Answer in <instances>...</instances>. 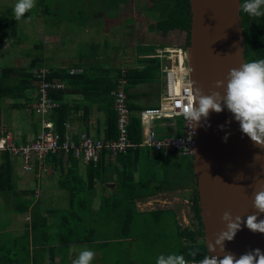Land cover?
I'll list each match as a JSON object with an SVG mask.
<instances>
[{"label": "crops", "instance_id": "1", "mask_svg": "<svg viewBox=\"0 0 264 264\" xmlns=\"http://www.w3.org/2000/svg\"><path fill=\"white\" fill-rule=\"evenodd\" d=\"M109 5L111 7L116 6L112 3L107 4V6ZM88 13L89 18L87 21L78 20L73 24L77 23L82 29L81 25H84L85 28L89 21H95L92 16L93 12L90 11ZM57 20L59 21L60 19L58 18ZM150 28L160 35L159 38L156 41L144 40L143 44L148 45L136 48L138 54L137 64L129 65V68L141 66V63L138 62V58L142 55L139 52L141 48H146L150 51L153 48L149 45H153L157 40L164 39L169 35V31L166 34L156 27ZM151 31L149 30L148 32ZM86 42L95 44L91 39L84 40L74 46L72 51L74 53H68L67 55H64L65 47L63 49L58 48L57 52H60L62 57H68L69 61L66 63L63 60L60 61L62 57L58 54L57 60L52 61L49 65H44V67H39L47 68V70L62 68L74 74L84 72L91 76L105 75L101 73L102 69L105 68H102V65L94 67L91 66L90 63L92 62H90L87 63L88 68H83L84 63H79L80 59L86 58L80 57L79 54V49ZM106 42H108L109 47L113 44L112 42L104 41L98 46H102ZM153 51L157 52V54L162 53L155 49ZM152 53L147 55H154V52ZM161 57L164 58L163 63L166 65L169 60L163 56ZM80 67L83 70L80 71ZM34 70L33 80H31L32 78L21 79L32 87L30 97L35 99L31 100L30 106H13L14 103L24 104L26 100L30 99L5 97L0 100V125L3 127L0 131V137L6 132H11L20 143H28L36 137L40 127V116L35 113L39 94L37 93L35 81L37 68ZM115 74V72L111 73L113 76ZM53 79L59 80V78ZM126 83L123 89L134 116L138 115L140 109L159 106L162 93H164L162 71L156 80L131 83L127 91L125 88ZM66 87L67 85L65 84L63 89H66ZM82 87L77 85L74 92L67 87L68 91H65L62 101H58L60 106L63 105L67 112L66 122L70 123L72 129L78 133L86 132L94 137L108 140L105 139L104 135L107 115L106 108H104L105 105L102 106L103 101L98 95L92 93L84 94L81 90ZM114 90L111 91V95ZM112 98L110 97L108 101H112ZM6 99H11L13 102L9 103V106H5ZM7 107L15 111L12 113L16 124L14 128L6 122V117L8 118L11 113V110ZM25 113L30 118L28 117V121L22 124V119L26 116ZM155 122L158 123L160 132L161 130L163 132L160 135H177L173 134L177 133L176 120L159 118L158 120L155 119ZM183 126L184 124L181 126V132H183ZM145 127L146 124L144 130ZM169 128H171V134L166 132ZM144 130L143 133L145 132ZM140 146L147 147L144 145ZM143 152L144 157H148L149 154L153 159L148 157L145 160L119 161L116 157L110 158L105 151L101 157L104 159L92 165V163H83L72 153L62 155L47 154L42 162H39L34 157L30 161L29 169L24 168V162L21 157H12L8 153H3L0 162L3 161L5 154H8L10 159L11 182L14 186L12 190L20 191L21 199L31 200L32 202L29 209L22 213L15 211V204L13 205L12 203H10L12 207L4 209L5 212H8H6V217L0 216L4 221V225L0 228V245L2 247H15L18 243H22L19 239L22 240L23 235L28 231L27 243L30 251L32 255L34 252L40 259H43L41 264H71L78 253L85 248L96 253L92 264H135L134 259L132 260V255L134 249L139 247L141 243L139 240L142 237L139 233L140 231L149 230L151 234L152 224L159 225L163 218L172 217L171 222L176 235L177 224L179 226L182 224L183 207L192 208L194 211L193 216L196 215L194 209L196 179L192 154L176 153L172 155L171 159H167L168 157L157 159V153L153 149H143ZM181 159L185 160L182 161ZM182 162L185 164L177 168V164ZM91 165L99 169L98 171H93L96 172L93 175L94 177H90ZM187 165L189 166L187 180L181 183L177 176L179 172L177 170ZM14 182L16 184H13ZM188 192H190L189 195ZM0 200H4L1 194ZM15 216L20 217L21 220L24 219L26 222L24 227L18 226ZM60 216H63V218ZM71 216L73 218L69 219ZM52 217H56L57 221L51 222L50 219ZM34 219L39 223L43 222L45 226L51 228L48 235L51 243H47L45 246L35 244V238L38 234L37 229L33 227ZM9 224L10 228L7 229L6 226ZM179 229L181 230V227ZM56 232L70 235L67 236V238L70 237V240L62 239L63 241H60L56 239L58 237ZM156 237L157 233L153 236V240H156ZM42 247H46L44 248L45 250L39 251ZM31 264H35V262Z\"/></svg>", "mask_w": 264, "mask_h": 264}, {"label": "water", "instance_id": "2", "mask_svg": "<svg viewBox=\"0 0 264 264\" xmlns=\"http://www.w3.org/2000/svg\"><path fill=\"white\" fill-rule=\"evenodd\" d=\"M189 4L190 36L185 56L190 82L195 81L205 94L213 90L224 94V89L214 88L215 83L247 62L240 0H189ZM194 138L193 169L207 253L208 243H214L227 228L222 220L225 211L245 222L234 240L225 241V250L237 258L252 249L264 251V234L253 233L246 226L248 215L264 220V213L253 207V192L264 189V148L240 131L227 108L219 114L212 112L208 121L195 129Z\"/></svg>", "mask_w": 264, "mask_h": 264}, {"label": "rangeland", "instance_id": "3", "mask_svg": "<svg viewBox=\"0 0 264 264\" xmlns=\"http://www.w3.org/2000/svg\"><path fill=\"white\" fill-rule=\"evenodd\" d=\"M39 1L36 0V7L30 13H27L25 18L17 22L14 20L13 14V7L17 0H0V16L8 17L0 25V63L2 64H0V69L6 64L28 67L35 57L39 58L38 64L44 67V65H49L52 61L57 60L58 54L62 57L61 53L57 52L58 48L63 49L65 47L64 55L68 53L72 54L74 53L72 52L74 46L89 39L97 45L102 44L104 41L112 42L113 44L109 47V51L104 56H100L99 60L106 63L110 61V64L128 69L129 65L133 66L137 64L138 54L136 48L146 47L148 44H143L144 40L156 41L160 36L154 29L150 28L154 27L156 21L160 18L158 11L150 9L153 3L152 0H89L90 2L87 4H85L86 0H46L45 2L49 5V8H54L55 12L57 7L60 8L61 12L57 11V14L52 12L45 13ZM82 3L87 8V13L93 12L92 16L95 18V21H89L85 28L84 25H81L83 28L80 29L77 23H69L64 17L69 16L71 19L77 17V9L82 7ZM107 3H117V7L107 6ZM28 16H31V20L27 19ZM50 17L59 18L60 20L56 24L50 21ZM11 24H14V30L11 28ZM149 30L152 31L148 32ZM164 33L167 34V32ZM168 34L164 39H159L149 46L153 50H158L159 53L163 52V57L169 54L165 52L167 48L181 47L182 50L186 51V31L176 29L172 32L169 31ZM116 52L117 54H115ZM62 60L64 63L69 61L68 57L64 56L60 59V61ZM92 61V57H86L80 59L79 63H84L83 68H88L87 63ZM167 65H170V60ZM31 70L33 71V69ZM81 70L83 69L80 67ZM11 102L13 100L6 99L5 106H9ZM7 108L10 109L9 107ZM10 110L11 113L8 118L6 117V122L14 128L16 124L14 123V115L12 113L15 111L13 109ZM25 114L26 116L23 117L22 124L30 118V116H27V113ZM2 128L0 125V131ZM13 184H16V182ZM13 187L12 185L10 189H13ZM2 197H4V200H0V216L6 217V212L8 211L5 212L4 209L12 207L13 202L17 200L16 198L22 200L20 199L21 192L10 190L3 194ZM8 200L13 201H9L12 203L11 205L6 204L9 203ZM183 211L184 214L181 215L182 224H180L181 230L186 227L191 228L198 233V241L204 240L203 235L199 234L200 224L196 215L193 216V209L185 206L183 207ZM60 217L63 218V216ZM52 218L50 219L51 222L57 221L56 217ZM172 219V217H167L163 218L159 225L152 224L151 234L149 230L139 232L142 235L139 239L141 243L139 247L134 249L132 255V260L134 259L135 264H156V259L159 255L178 253L181 242L178 234L175 235L174 233ZM15 220L18 221V226H25L26 222L24 219L21 220L20 217L15 216ZM3 225L4 221L0 218V228ZM6 228L9 229L10 224ZM156 233V240H153V236ZM21 245L22 243H18L13 248L17 250ZM10 248V246L2 247L0 245V264H3L2 257L8 254ZM19 259L21 260L22 258L19 257ZM15 261H17V257ZM15 261H13V264H15Z\"/></svg>", "mask_w": 264, "mask_h": 264}, {"label": "trees", "instance_id": "4", "mask_svg": "<svg viewBox=\"0 0 264 264\" xmlns=\"http://www.w3.org/2000/svg\"><path fill=\"white\" fill-rule=\"evenodd\" d=\"M46 0H40L39 2L42 4L45 13H54L57 14V11L60 13L61 10L60 8L57 7V10L55 12L54 8L51 9L49 8V5L45 2ZM91 1V0H90ZM89 0L85 1V4L90 2ZM152 5L151 8L153 11H158L159 13V19L156 21L155 26L157 29L162 30L163 32H168L170 30L178 29L180 31H186V44L188 45L189 43V36H190V20H191V13H190V4L189 0H152ZM108 4V3H107ZM116 5L117 4L112 3ZM77 8V7H76ZM87 8L84 6L82 3V7H79L77 9V17H73L71 19L69 16H66L64 18L67 19L70 23H74L76 21H82L84 22L88 20V14L87 13ZM242 15V24H243V29L245 33V58L247 62H252L254 60L258 59H264V17L261 19L253 20L250 18L246 13L241 11ZM6 18L8 17H2L0 16V25L6 21ZM51 22L53 23H58L57 18L50 17L49 18ZM9 21V20H8ZM11 28L14 30V24H11ZM153 28V26H152ZM24 36V35H23ZM26 38V36H24ZM41 44V43H40ZM79 49V54L80 57H92L93 61L91 66L97 67V66H103L101 73L105 75H100V76H91L88 75L87 73H80V74H74V73H69L67 72L66 69L58 68V69H48V72L46 73V77L48 80H51L53 78H59V80L63 81L68 88L73 92L76 91V86L80 85L83 86L81 90L83 91L84 94H96L100 99H102V106L105 105L104 108H106V127L104 130V135L105 139H115L118 136V129H117V113L116 110L113 107V98L112 101H108L110 97H113L111 95V91L116 89L118 86V78L120 76H124L126 80V91L128 87L130 86L131 83L133 82H144L148 80H156L159 78V75L162 71V67L164 65L163 61L164 58H162L157 52L153 51V49H150V51L146 48L142 49L139 51L140 54H142L138 58V62L141 63L140 67H132V68H117L112 64L106 63L105 61L100 62L99 57L104 56L107 51H109V45L108 42L103 44L102 46H98L96 44L86 42L84 45H82ZM90 49V50H88ZM154 55L148 56L147 54H153ZM88 53H90L88 55ZM27 54V53H26ZM29 54V53H28ZM38 57V56H37ZM39 58H34L31 62V65L28 67H23V66H11L10 64H6L3 66L0 70V100L8 97L11 99H30L26 100L24 104H19V103H14L13 106H30L31 105V100L35 99L30 97V92H32V87L28 84L25 83V81L21 80L24 78L27 79H34V69H39L41 66L38 64ZM40 66V67H39ZM36 67V68H34ZM33 69V71L31 70ZM115 72L116 74L113 76L111 73ZM76 73V72H75ZM109 74V76H107ZM116 76V77H115ZM66 89H51L49 91L50 96L57 100V101H62L63 96L65 91H68V88ZM31 89V91H30ZM27 102V103H26ZM29 104V105H26ZM130 107V106H129ZM1 108V106H0ZM131 110V107H130ZM142 110V109H140ZM139 112L138 115L134 116L132 114L131 110V115H130V125H129V135L134 143H141L144 140V126L145 122H142V120L139 117ZM53 120L55 121V124L57 128L61 131L64 132L65 130V123L67 119V112L65 110V107L61 105L60 107H57L54 109L53 112ZM164 119H170V120H176L177 123V133L173 134H182L181 132V126L183 121V116H173V117H167ZM158 120V119H156ZM40 122V120H39ZM156 124V131L160 134L163 133L162 130L160 132L159 125L157 122ZM40 129V127H39ZM171 132V128L168 130ZM167 132V131H166ZM168 132V134H170ZM167 134V133H165ZM143 149H148L147 147H143L138 145L137 147H129L126 152H120L116 155L117 160L119 161H132V160H145V158H150L153 159L148 154V157L143 156ZM155 151V150H154ZM157 153V159H163L164 157H168L167 159H171L172 155L176 154L174 152L169 153L168 155L163 154L161 151H155ZM147 154V153H146ZM51 155H62V154H51ZM104 155V154H103ZM139 156V157H138ZM142 156V157H140ZM104 159V158H101ZM184 161L185 159H181ZM185 164L182 162L181 164H177V168L180 167L181 165ZM93 165V164H92ZM91 165V166H92ZM98 167L94 168L92 166L90 170V177H94L93 175L96 174V172L93 171H98ZM179 171L177 173V176L179 177L181 183H184L185 180H187V173L189 172V166H185L182 169H178ZM12 175H11V170H10V159L8 154H5L3 156V161L0 162V194L3 195L7 191H10L12 189ZM9 189V190H7ZM194 209L196 212V217L198 218V222L200 224V229H199V234L203 235V230H202V222H201V217H200V208L198 204V193H197V188L196 185L194 187ZM22 198V197H21ZM20 198V199H21ZM11 200H8V202ZM13 202V201H11ZM31 200H15L13 202L14 205V210L22 213L26 210L29 209V206L31 205ZM7 204H10L7 203ZM73 217L71 216L69 219H72ZM33 227L37 229V236L35 238V244L38 245H46L47 243H51V240L48 239L49 235V230L51 229L50 227H47L43 224V222L39 223L37 220L34 219L33 221ZM180 226L177 224V234L180 239V247L178 249L177 254L183 253L187 259L192 260L191 257H189L187 254L190 250L193 249H199L200 253L197 255L196 259L200 260L204 257V254H208L206 250V246L204 243V240L198 241L197 236L198 233L193 231V229L189 228H184L182 230L179 229ZM198 231V230H197ZM63 234V236H62ZM42 235H43V240H42ZM56 235L58 236L57 239L60 241H63L64 239L70 240V237L67 238V234L64 233H58L56 232ZM66 235V237H64ZM27 238H28V231L23 235L22 240V247L18 248L17 251L11 247L10 251L8 254L4 255L3 258V264H13V261H15L17 257V261H15V264H31L32 262H35V264H41L43 262V259L39 258L36 254L33 255L30 251V247L27 243ZM63 239V240H62ZM183 239H186L187 241L184 242ZM25 240V243H24ZM41 240V241H40ZM42 247L39 249L45 250ZM37 251V250H36ZM22 258L21 260L19 259ZM1 259V257H0ZM19 260V261H18Z\"/></svg>", "mask_w": 264, "mask_h": 264}, {"label": "built area", "instance_id": "5", "mask_svg": "<svg viewBox=\"0 0 264 264\" xmlns=\"http://www.w3.org/2000/svg\"><path fill=\"white\" fill-rule=\"evenodd\" d=\"M172 50L173 48L165 50L169 53L164 56L165 59L170 60V65L166 64L162 68L164 94L161 96L159 106L144 108L139 112L140 119L146 123L145 140L142 143H134L130 139L131 110L123 89L126 82L124 76L118 78V87L112 92L114 108L117 113L118 136L115 139L103 140L86 132L78 133L67 122L64 132L57 128L52 115L54 109L60 107V103L50 96L49 91L63 89L65 84L58 79L48 80L46 77L48 70L40 68L35 73L37 93L39 94L35 113L40 116V129L36 137L28 143H20L11 132L4 133L0 137V158L3 153H8L12 157H21L24 168L29 169L30 161L34 157L42 162L47 154L72 153L85 164H97L105 151L110 158H114L118 153L126 152L129 147L138 145L161 151L165 155L172 152L192 154L195 146L194 132H192L191 123L185 118L182 134L162 136L156 131L155 119L183 116L181 108L187 102L186 89L190 90L191 85L185 51L183 50L184 57L181 60L179 53L176 57ZM159 55L163 56V52ZM190 133H192V139L189 141ZM189 261L191 264V260Z\"/></svg>", "mask_w": 264, "mask_h": 264}, {"label": "clouds", "instance_id": "6", "mask_svg": "<svg viewBox=\"0 0 264 264\" xmlns=\"http://www.w3.org/2000/svg\"><path fill=\"white\" fill-rule=\"evenodd\" d=\"M35 7L36 0H17L13 7L14 20L19 22ZM239 11L246 13L253 20L261 19L264 17V0H240ZM27 19L31 20V16ZM225 80L217 81L214 85L215 89H224V94L215 90L211 91V94H205L192 80L190 90L186 89L187 102L181 108V114L191 123L194 132L197 127L202 126V122L208 121L212 112L219 114L227 108L239 123L240 131L254 144L264 148V59L245 62L238 68H232ZM223 127L220 126L221 130ZM229 135L230 133L225 135V142ZM191 139L192 133L188 137L189 141ZM253 207L258 213H264V189L253 192ZM222 220L227 228L218 235L214 243H208L209 252L204 254L203 259H196L200 253L199 249L188 252L187 255L192 258L191 264H264V251L259 248L249 250L239 258L225 250V241L234 240L245 222L241 216L234 217L230 211L224 212ZM246 226L253 233L264 234V220H258L257 215H248ZM95 255L94 251L85 248L71 264H92ZM156 264H190V261L183 253L161 254L157 257Z\"/></svg>", "mask_w": 264, "mask_h": 264}, {"label": "bare ground", "instance_id": "7", "mask_svg": "<svg viewBox=\"0 0 264 264\" xmlns=\"http://www.w3.org/2000/svg\"><path fill=\"white\" fill-rule=\"evenodd\" d=\"M172 51L175 52L176 57H178V53H179L181 60L183 59L184 53H183L182 48H173Z\"/></svg>", "mask_w": 264, "mask_h": 264}]
</instances>
